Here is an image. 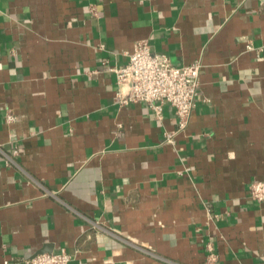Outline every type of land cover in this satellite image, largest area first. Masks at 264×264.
<instances>
[{
  "label": "crops",
  "instance_id": "obj_1",
  "mask_svg": "<svg viewBox=\"0 0 264 264\" xmlns=\"http://www.w3.org/2000/svg\"><path fill=\"white\" fill-rule=\"evenodd\" d=\"M141 42L202 65L176 147L118 103ZM263 180L264 0H0V264H264Z\"/></svg>",
  "mask_w": 264,
  "mask_h": 264
},
{
  "label": "built area",
  "instance_id": "obj_2",
  "mask_svg": "<svg viewBox=\"0 0 264 264\" xmlns=\"http://www.w3.org/2000/svg\"><path fill=\"white\" fill-rule=\"evenodd\" d=\"M90 14L96 15L94 8L90 9ZM246 50L255 49L247 44ZM127 57L125 64L109 67V72L115 77L118 103L122 106L142 103L152 110L158 123L162 122V106L173 107L176 129L165 133V144L176 147V135L186 129L195 107L202 69L200 61L182 67L173 66L166 56L153 54L145 42L137 44ZM6 120L10 123L15 117L8 114ZM247 193L253 201L263 203L264 180L251 183ZM205 252L204 264H216L217 255L210 243L206 245ZM73 258L61 248L57 253H41L23 259V264H69Z\"/></svg>",
  "mask_w": 264,
  "mask_h": 264
}]
</instances>
